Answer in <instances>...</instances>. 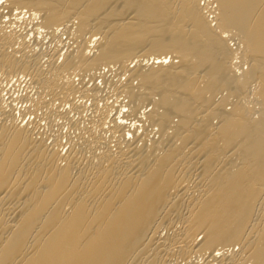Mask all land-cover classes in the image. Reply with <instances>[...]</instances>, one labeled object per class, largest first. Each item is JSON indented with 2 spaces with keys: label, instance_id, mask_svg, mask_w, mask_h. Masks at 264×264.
<instances>
[{
  "label": "bare ground",
  "instance_id": "obj_1",
  "mask_svg": "<svg viewBox=\"0 0 264 264\" xmlns=\"http://www.w3.org/2000/svg\"><path fill=\"white\" fill-rule=\"evenodd\" d=\"M205 1L212 20L200 0H0L8 15L39 17V29L76 21L79 43L60 63L57 50L44 54L42 69L40 52L0 21V72L28 73L52 100L73 103L89 90L66 86L65 73L96 75L148 57L129 67L117 92L133 116L150 101L141 127L157 135L146 144L135 124L113 119L114 147L89 130L62 156L28 126L2 120L0 264H196L189 259L205 255L206 264H264V0ZM229 33L243 48L239 75ZM87 34L100 37L94 51ZM2 102L0 117H14ZM95 142L101 155L86 150Z\"/></svg>",
  "mask_w": 264,
  "mask_h": 264
},
{
  "label": "rangeland",
  "instance_id": "obj_2",
  "mask_svg": "<svg viewBox=\"0 0 264 264\" xmlns=\"http://www.w3.org/2000/svg\"><path fill=\"white\" fill-rule=\"evenodd\" d=\"M205 2V3H204ZM207 1H205V0H200V6L201 7H203V11L207 14V16H209V12H211V10L209 9H207L208 8V6H207V3H206ZM206 5V6H204V5ZM210 7V6H209ZM4 8H0V11H1V13H0V21H2L3 23V26H4V28L6 27V29L7 30H9V28L11 29H13V30H16L15 31V33L16 34H18L19 36H21V37H19V38H27V37H29V33H32V34H38L37 33V31H34V30H40L39 29V27H38V25H39V23H40V18L39 17H36V18H34L35 20H36V22L34 23V21L32 22V21H30L29 19H31L30 18V16L28 15V14H26L25 13V10H23V12L25 13H23V15H21V16H18V17H15V15H17L18 14V12L16 13V12H14V13H12V15H8V13H9V11L7 10V9H5L4 11ZM7 10V11H6ZM207 10V11H206ZM209 11V12H208ZM6 12H8L7 14H6ZM203 12V13H204ZM208 12V13H207ZM3 13V14H2ZM212 13V12H211ZM13 15H14V17H13ZM212 15L214 16V14L212 13ZM28 16V17H27ZM4 17H7V19H8V21H5V22H7V24L4 22ZM25 17H27V18H25ZM13 18H15V20L13 19ZM211 18H213L212 16H211ZM11 19V20H10ZM16 19H18V20H16ZM13 20V21H12ZM209 20H210V16H209ZM212 20V19H211ZM18 21H21L20 22V25H23V24H25V27L26 26H28L29 24H31L32 25V27H31V29L30 30H24L25 32L23 33L22 31H21V27H19L18 29H20V30H17V29H15V28H17V27H15V25L14 24H16ZM72 21V23L73 22H75L74 24H75V27H76V21H74V20H71ZM9 22H11V23H9ZM14 22V23H13ZM38 22V23H37ZM213 22V21H212ZM70 23V22H69ZM214 23V24H213ZM213 23H211V25L213 26V27H215L214 25L216 24L215 22H213ZM6 24V25H5ZM10 24H11V26L12 27H10ZM19 25V26H20ZM34 25H36V26H34ZM66 26H67V24H65ZM65 25H62V26H65ZM17 26V25H16ZM9 27V28H8ZM24 27V28H25ZM59 27V26H58ZM57 27V28H58ZM75 27H74V29H75ZM35 28H37V29H35ZM56 27H55V29H57ZM5 29V30H6ZM32 29H33V31H32ZM54 29V28H53ZM53 29H51V30H53ZM74 29H72L71 30V35L74 37V43H75V45L73 46V45H71V47L73 46L74 47V49H72V50H76L77 48V43H78V38H77V35H76V32H74L75 30ZM6 30V31H7ZM43 30H45L44 28H43ZM46 30H48V29H46ZM19 32V33H18ZM22 34H21V33ZM72 32H74L73 34H72ZM230 34V35H229ZM228 34V36L229 37H227L226 36V39H228L229 38V40H227V44L230 46V48H231V50H232V52L235 54V56L236 55H238L237 57H238V62H239V64H241L242 66H240L239 67V69L235 66V64H233L234 65V67L236 68H234L235 69V73L236 74H238V73H242L243 71L245 72V70H246V68H247V65L246 64H244V62H243V58H241V54H239V52L241 53V50H242V52H243V48L241 47V46H239V42H238V40H237V38H235L236 36H234L233 35V33H229ZM88 35L89 34H87L86 35V37H85V39H87V37H88ZM226 35V34H225ZM75 36H76V40H75ZM91 36H92V34H90L89 35V37H90V39H91ZM88 37V38H89ZM93 37H95V36H93ZM98 37V36H97ZM231 37V38H230ZM34 38H36L35 36H33V39ZM234 38V39H233ZM89 39V40H90ZM100 37L99 38H97V40H94V41H96V43H98V42H100ZM35 40V39H34ZM89 40L87 39L86 41H88V43H89ZM92 40H90V42H91ZM92 42V44L93 45H91L92 46V48L95 46L94 44H96L95 42ZM98 41V42H97ZM234 41V42H233ZM28 43H29V45H30V41L28 40L27 41ZM87 42H86V45L88 44ZM79 44V43H78ZM231 44V45H230ZM89 45V44H88ZM88 45H87V50L89 51L90 50V48L91 47H88ZM96 46H97V44H96ZM30 47H31V49L33 48V46H32V44L30 45ZM86 47V46H85ZM238 47V50L235 52V50H234V48H237ZM91 48V50H95V48H93L92 49ZM240 48V49H239ZM54 50H57V52H56V54L57 53H59L60 52V54H59V57L58 56H56V58H60V55H61V62H62V60H63V58H65L67 55H70L73 51H71V49L69 50V48L67 47L66 48V50L63 52V53H61V50L59 49V51H58V49H56V48H53ZM52 49V50H53ZM33 51H32V53L31 54H34L35 52L36 53H38L39 54V52H40V55H38V57H37V59L39 60V63L40 62H42V61H40L41 60V58H43L45 55L44 54H46L45 52H41V51H35L34 52V48L32 49ZM69 51V53H68V51ZM93 50V51H94ZM51 50H49L48 52H50ZM71 51V52H70ZM34 52V53H33ZM47 52V53H48ZM36 53H35V57L37 56L36 55ZM44 55V56H43ZM58 55V54H57ZM65 55V56H64ZM42 56V57H41ZM141 56H143V55H141ZM140 56V57H141ZM235 56H234V58H235ZM46 57V63L44 64V66H42V69H43V67H45L44 69H47V65H48V63H47V56H45ZM144 57H142V58H134V60L133 61H135L136 60V64H138L140 61H141V59H143ZM148 58V57H147ZM147 58L145 57L144 59H143V61L141 62L142 63V65L143 66H146L147 65V63H146V61H147ZM57 59V60H58ZM132 60L130 61V62H128L127 63V66H125V68L124 67H119V68H122V69H120V70H122V72L121 73H123V76L125 77V75H127L126 76V79L124 78L123 79V82H126L127 81V79H128V74H129V70H131L132 68H134L136 65L134 64V66L132 67V68H129L130 66V64H131V62H132ZM140 60V61H139ZM144 60H145V62H144ZM240 60H241V62H240ZM139 61V62H138ZM174 62H175V64L178 62L177 60H173ZM172 60H171V62H173ZM236 60H233V62L232 63H234ZM138 62V63H137ZM60 63V62H59ZM133 63V62H132ZM145 63H146V65H145ZM151 63V62H150ZM40 65H41V63H40ZM113 66H115V65H113ZM119 66V65H118ZM104 67V66H103ZM99 69V68H98ZM97 69V70H98ZM127 69V70H126ZM96 70V71H97ZM239 70V71H238ZM243 70V71H242ZM125 71V72H124ZM242 71V72H241ZM82 71H71V73H73V74H71L70 72H69V74H68V72L67 73H65V76H64V81H65V84H66V82H67V84H66V86H69V84L68 83H70V82H72L75 86H77L78 84V87H80V86H83V85H81L80 83L82 82H84L83 84H84V87H86L87 88V91H88V93L86 94V95H84V96H82L81 95V93L80 92H78V93H76V95H75V93L73 94V95H75V96H73L72 95V98L74 97L75 99H73L72 101H73V103H70L69 101H66V100H63V99H60V98H54L53 100L51 99L52 97L48 94V93H43L42 92V88H40L41 86L39 85H37V86H35L36 85V83H34L33 82V80L31 79V76L27 73H25V75H23V74H19L20 76H24V78H27V77H29V80H27V82L26 83H24V82H22V83H19L20 82V79L21 78H17L16 77V80L14 81V83H16L17 81H18V83H16V84H14V83H12L11 84V80L13 79V78H15V77H8V76H6V74H4V73H2V72H0V93H1V100L2 101H4V102H2V101H0V102H2L1 103V107L2 108H7V111L8 110H11V112L13 113V116L14 117H3V116H1L0 117V123L2 122V120L5 122V124L7 123V125H9V124H11V122H15V121H17V123H22V125L24 124V126H28V129L29 130H31L32 131V133L34 132V137H36L37 139L38 138H42V139H44L45 141V143L50 147V145H51V148H53L52 146L54 145V149H57L58 150V152L60 151V152H62V153H60V155L62 154V156H64V154L66 153L67 154V152H69V150H70V148L71 149H75V147H78L79 149H80V147H82V144H81V142H79L80 140H82L83 138V136H86V133H88L89 132V130H91L92 131V133H95L94 135L95 136H98V138H96L97 140L99 139V140H101L100 138L102 137L103 139H104V137H107V138H105L111 145L110 146H112V147H114L113 145H115L116 144V142H115V138L113 137V135L110 133V127L112 126V121H113V119H116V120H118V121H122V122H124V123H127V125H130V123H131V125H134V126H136V127H138V128H136V130L137 131H135V130H133L134 128L132 127L131 128V131L133 130V132L135 131V138H138V135H139V137L140 138H142L143 137V135L145 134V135H147V136H144V138H142V139H145L144 140V142L147 144V143H149V144H151L152 142H151V138L153 139V137L155 138V137H157V135H155L156 134V132L154 131L155 130V128L154 127H149L148 129L150 130H148L147 129V131L145 132V130H144V128H142L141 126H142V123L141 122H144V120L143 119H145V118H143V117H145L146 115H144L145 114V112L146 111H149V108L150 107H152V105H151V103H150V101H146L145 103H143V104H140L141 106H143V108L142 107H140V109L138 108V109H136L135 111L137 112H133L134 113V116L136 115L137 117H139L140 119H137L136 117H134L133 116V114H131L132 112H131V110L128 108V105L126 106V104L128 103V101L126 102V100L127 99H123V100H125V103L126 104H124V102L122 103V104H124L122 107H120L119 108V112H120V114H119V112H118V110H116V112L115 111H113L112 110V108L111 107H113V106H116L117 105V103H113V101H114V95L115 94H119L120 93V91H119V93L117 92L120 88H119V86L121 85V83H122V80H121V78H120V80L118 81V82H114L115 81V79H114V76L113 75H110V74H108L107 76H106V82L104 83V84H102L101 86L100 85H98L97 83H96V78H94L95 77V70L94 71H92L91 73H90V75H89V73L86 75V72H85V74H84V72H83V76L81 77V75H82V73H81ZM127 72V73H126ZM75 73H76V75H75ZM78 73V74H77ZM79 73H80V77H78L79 76ZM66 74H68V75H66ZM71 74V75H70ZM29 75V76H28ZM93 75V76H92ZM239 75V74H238ZM27 76V77H26ZM67 76V77H66ZM69 76V77H68ZM75 76V77H74ZM93 77V78H92ZM99 77H102L101 76V74H100V76ZM7 78V79H6ZM9 78V79H8ZM109 78V79H108ZM91 79V80H90ZM87 81H89V82H87ZM3 82V83H2ZM79 82V83H78ZM85 82H87V83H85ZM94 82H95V84H94ZM99 82V81H98ZM64 83V82H63ZM110 83V84H109ZM119 83H120V85H119ZM134 83H136V82H134ZM10 84V87H7L8 85ZM93 84V85H92ZM100 84V83H99ZM107 84V85H106ZM124 84V83H123ZM109 85V86H108ZM14 86V87H13ZM95 86H97V89L99 88V87H101V88H99L98 90H101V91H98L99 93H97L95 96H93L91 93V91H90V88L92 89L93 87H95ZM116 86V88H114ZM103 87V88H102ZM39 88V89H38ZM40 90V91H39ZM116 90V91H115ZM2 91V92H1ZM4 91L6 92L5 94H4ZM10 92V93H9ZM104 92V93H103ZM43 94V95H42ZM49 96H48V95ZM221 94L222 95H224L225 94V92H222V93H219V94H217L216 96L217 97H219V96H221ZM78 95V96H77ZM120 96L122 95V94H119ZM42 97V98H41ZM77 97V98H76ZM46 98V99H45ZM50 98V99H49ZM97 100H96V99ZM124 98V97H123ZM231 98H233V97H230L229 99H231ZM41 99H43L44 101H43V103H42V100ZM49 100V102H48V100ZM60 99V100H59ZM47 100V101H46ZM63 100V101H62ZM14 101V102H13ZM51 101H53V102H51ZM55 101V102H54ZM115 101L117 102V97L115 98ZM48 102V104H46ZM69 102V103H68ZM109 102V103H108ZM148 102V103H147ZM51 103V104H50ZM105 103V104H104ZM229 103V102H228ZM227 103V104H228ZM5 104V106H3V105ZM35 104V105H34ZM41 104V106H39V105ZM45 104V105H44ZM94 104V105H93ZM98 104V105H97ZM148 104V105H147ZM9 105H10V107H9ZM47 105V106H46ZM110 105H113V106H110ZM139 105V106H140ZM147 105V106H146ZM255 105V106H254ZM259 105V104H258ZM257 104H252V106H254V108H253V110L255 109V111H254V115L256 116V112H258V114H257V116L259 117L260 115H263L262 114V107H261V109L259 110L258 108H260L259 106H258ZM7 106V107H6ZM12 106V107H11ZM49 106V107H48ZM100 106V107H99ZM104 106V107H103ZM108 106H110V107H108ZM258 106V107H257ZM42 107V108H41ZM44 107V108H43ZM48 107V108H47ZM108 109H107V108ZM124 107H127V110L125 111V112H121V108H124ZM12 108V109H11ZM38 108V109H37ZM40 108V109H39ZM103 108H104V111H108V113H107V111L106 112H104L103 111ZM111 108V109H110ZM142 108V109H141ZM226 108H230V105L228 104L227 105V107ZM257 108V109H256ZM36 109V110H35ZM42 109V110H41ZM95 109V110H94ZM101 111H100V110ZM106 109V110H105ZM14 110V111H13ZM39 110V111H38ZM41 110V111H40ZM150 110H151V108H150ZM259 110V111H258ZM92 111V112H91ZM102 111L104 112V113H102ZM112 111V112H111ZM131 112V113H130ZM139 112V113H138ZM259 112H260V114H259ZM263 112H264V108H263ZM35 113H37V114H35ZM107 113V116L105 115ZM110 113H111V115H110ZM128 113V114H127ZM136 113V114H135ZM147 113V112H146ZM32 115L33 117H32V120H30V119H28V121H25L24 122V117L27 115V116H29V115ZM49 114V115H48ZM98 114V115H97ZM100 114H101V116H100ZM103 114V115H102ZM118 114V115H117ZM131 115V117H130V115ZM76 115V116H75ZM92 115V116H91ZM93 115H95V116H93ZM126 115V116H125ZM80 116V117H79ZM104 116H105V118H104ZM115 116V117H114ZM117 116V117H116ZM125 116V117H124ZM256 116V117H257ZM87 117H89V118H87ZM96 117V118H95ZM100 117H102V118H104V119H102V118H100ZM119 117V118H118ZM126 117H128V118H126ZM133 117V118H132ZM5 118V119H4ZM92 118V119H91ZM121 118H125L124 120L123 119H121ZM131 118H132V120H131ZM15 119V120H14ZM91 119V120H90ZM120 119V120H119ZM130 122H128L127 120ZM7 120V121H6ZM12 120V121H11ZM106 122H105V121ZM140 120V121H139ZM143 120V121H142ZM81 121H82V123H81ZM87 121V122H86ZM78 122V123H77ZM80 122V123H79ZM105 122V123H104ZM138 122V123H137ZM30 123H32V124H30ZM73 123V124H72ZM133 123V124H132ZM141 123V125H139L140 127H141V129L139 128V126H138V124H140ZM74 124H76V125H74ZM79 124V125H78ZM76 126L75 128H74V126ZM89 125L91 126L92 125V127H89ZM102 125V126H101ZM104 125V126H103ZM37 127V128H36ZM78 127V128H77ZM131 127V126H130ZM39 128V129H38ZM82 128V129H81ZM154 128V129H153ZM33 129V130H32ZM87 131H86V130ZM37 130V131H36ZM80 130V131H79ZM96 132H95V131ZM102 130V131H101ZM140 130V131H139ZM44 131V132H43ZM84 131V132H83ZM86 131V132H85ZM152 131V132H151ZM41 132V133H40ZM60 132V133H59ZM76 132V133H75ZM145 132V133H144ZM55 133V134H54ZM102 133V134H101ZM36 134H37V136H36ZM83 134H85V135H83ZM98 134V135H97ZM80 135H83V136H80ZM89 134H87V136H88ZM100 135H102V136H100ZM79 136L82 138H79ZM109 136V137H108ZM112 136V137H111ZM129 136H131V134H129L128 135V139L127 140H132L131 142L133 143V144H137L138 143V145L141 143L142 144V142H141V140L142 139H138V141H133L135 138H134V136L132 135L131 137H129ZM152 136V137H151ZM111 137V138H110ZM133 137V138H132ZM151 137V138H150ZM57 138V139H56ZM78 138H79V140H78ZM150 138V139H149ZM110 140V141H109ZM149 140V141H148ZM155 140V139H154ZM59 144H58V143ZM115 142V143H114ZM135 142V143H134ZM140 142V143H139ZM143 142V143H144ZM58 144V145H57ZM71 144V145H70ZM78 144V145H77ZM79 144H80V146H79ZM93 145H91V143H89L88 145H86L85 147H86V150L90 153V152H92V154H93V152H96V153H94L95 155H97L98 156V154H100L101 155V153H98V152H102L103 153V150H102V145L100 144V142H99V144L97 143V142H95V143H92ZM140 144V145H141ZM98 145V146H97ZM100 145V146H99ZM88 146H90V147H88ZM92 146V147H91ZM57 147H59V148H57ZM87 147L90 149H87ZM102 147V148H101ZM91 148H93V149H91ZM98 148V149H97ZM65 149H67V150H65ZM77 149V148H76ZM101 150V151H100ZM85 152V151H84ZM98 153V154H97ZM65 154V155H66ZM263 221H264V216H263ZM163 229V230H162ZM160 231V236L162 237H165L166 235H168V234H165V233H168L169 232V230H168V228H162ZM171 231V230H170ZM174 231V230H173ZM162 233H164V234H162ZM199 239H201V236H199L198 237ZM198 238H197V240H198ZM198 242H199V240H198ZM194 244H197V241H195V243ZM236 247H238V246H235V247H233L231 250L232 251H234V252H238L237 250H238V248H236ZM230 250V249H229ZM220 252H216L215 254H219ZM228 255H230V251H229V253H228ZM209 255H205L203 258L200 256L199 258H198V256H197V258L196 259H194V257L195 256H192V258H191V260L189 259V261L188 262H190L191 261V263H194V261H195V263L196 264H206V262L205 261H207L208 260V257ZM206 258H207V260H206ZM203 259V260H202ZM174 260V259H173ZM193 260V261H192ZM198 261L200 262V263H198ZM173 263V262H172Z\"/></svg>",
  "mask_w": 264,
  "mask_h": 264
},
{
  "label": "built area",
  "instance_id": "obj_3",
  "mask_svg": "<svg viewBox=\"0 0 264 264\" xmlns=\"http://www.w3.org/2000/svg\"><path fill=\"white\" fill-rule=\"evenodd\" d=\"M204 5V4H203ZM205 6V5H204ZM209 12V11H208ZM209 16H210V19H212L211 18V16H213L210 12H209ZM25 18H27V17H25ZM5 20L4 21H8V19H7V17H5L4 18ZM20 22L21 21H19V22H17L16 24H14L17 28V30H20V29H18L19 27H21V31L24 33L26 30L28 31V30H30L31 29V27H32V25L31 24H29L28 26H26L25 27V24H23V25H20ZM36 22V20L34 21V23ZM213 23V22H212ZM214 24V23H213ZM20 25V26H19ZM25 27V28H24ZM74 24H72V22H70V23H68V25L67 26H60V27H58L57 29H53V30H51V29H49V30H43V29H40V30H38L37 32H39L38 34H32V33H29L30 35H29V37H27L26 38V41H28V39H29V41H30V45L32 44V46H33V48L35 49V51H41V52H45V53H47L49 50H52L53 48H56V49H60L61 50V53H63L65 50H66V48L68 47L69 49H71V45H73V42H74V37L70 34V31L72 30V29H74ZM25 30V31H24ZM35 31V30H34ZM35 35V37H36V40H33V36ZM88 37H89V35H88ZM88 37H87V39H88ZM97 38L98 37H93L91 40V44L89 43V46L90 47H92L91 45H92V42L94 41V40H97ZM86 39V40H87ZM74 46V45H73ZM234 50H235V52L238 50V47L237 48H234ZM238 55H236L235 56V58L233 59V60H236L233 64H235V66L237 67V68H239L240 66H242L241 64H239V62H238V57H237ZM42 57V56H41ZM60 60H61V57L59 58V60H58V62H60ZM41 61L42 62H40L41 64H45L46 62V57H43V58H41ZM151 62V61H150ZM149 62V63H150ZM136 62L134 61L133 63H131L129 66L130 67H133L134 66V64H135ZM122 72V70H120V68H119V66L118 65H115V66H113V65H110L109 67H101L100 69H98L97 71H96V75H95V78H96V83L98 84V85H102V84H104L105 82H106V76L108 75V74H110V75H113L114 76V79H115V81L114 82H117V81H119V79L121 78V80L123 81V79L124 78H126V76L127 75H125V77L123 76V73H121ZM100 73H101V75H102V77H99L100 76ZM18 78H21L20 79V82L19 83H22V82H24V83H26L27 82V80H29V77H27V78H24V77H22V76H19ZM16 80V78H13L11 81V84L12 83H14V81ZM99 81V82H98ZM16 83H18V82H16ZM16 83H14V84H16ZM100 83V84H99ZM7 87H10V84L7 86ZM6 92L4 91V94H5ZM118 96V97H117ZM117 97V102H115V98ZM122 102H124V104H125V100H123V96H120L119 94H115L114 95V101H113V103H117V105L114 107L113 105H111V106H113L112 107V110L113 111H115L116 112V110H118L121 106H123L124 104H122ZM116 109V110H115ZM127 110V107H124V108H122V111L123 112H125ZM112 112V111H111ZM110 115H111V113H110ZM32 115L30 114L29 116H25L24 117V122L25 121H28V119H30V120H32Z\"/></svg>",
  "mask_w": 264,
  "mask_h": 264
}]
</instances>
